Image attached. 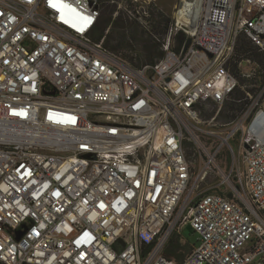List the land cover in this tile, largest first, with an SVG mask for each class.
<instances>
[{"label": "built area", "instance_id": "1", "mask_svg": "<svg viewBox=\"0 0 264 264\" xmlns=\"http://www.w3.org/2000/svg\"><path fill=\"white\" fill-rule=\"evenodd\" d=\"M171 12L163 56L137 67L95 38L99 0H0V264H264V86L226 135L201 118L215 104L218 128L240 86L239 35L264 51V0ZM184 225L196 241L178 260L166 248Z\"/></svg>", "mask_w": 264, "mask_h": 264}, {"label": "rangeland", "instance_id": "2", "mask_svg": "<svg viewBox=\"0 0 264 264\" xmlns=\"http://www.w3.org/2000/svg\"><path fill=\"white\" fill-rule=\"evenodd\" d=\"M141 3H144L145 7H140ZM179 3H180V0H151L150 3H148V2L146 3L144 0H141L139 3H133L130 0L127 2V7H128V9H130V8L133 9V11H132L133 14L129 13L124 8L121 10H123L126 14H128L130 16L131 20L138 22L141 30L147 31V34L144 36H145V38H149L152 40V45L154 44V47H157V46L159 47V45H160V49H162L161 44H162L164 38L166 37V35L168 34L169 29L173 23V17H172L171 11H174L175 6L178 5ZM137 10H140V13H138ZM144 10H146L147 13H145ZM160 13L165 14L167 16V18H169L171 20L169 28L167 30V33L165 32L166 22L161 19L162 16H160ZM140 16H142L143 20L148 21V26H145L143 23H141V19H139ZM115 17L116 16H114V18ZM135 32H136V29H133V31L132 30L127 31L128 41L130 42L129 44L132 46L126 47V48H121L119 52H121L123 54V56H125L127 61L130 62L132 65L140 67V66H143L146 63H148L145 60V58H146L145 56L147 54V51L144 48V43L142 41L143 37L138 36L139 34H136ZM180 32H182V31H179L177 33V35L175 36V41L173 43L174 48H178L182 42L181 37L179 36ZM115 33H116V30L113 27H110L106 30V34H108L109 36L112 35L113 37H116ZM111 43L115 44L116 41H112ZM152 52L155 53V48L152 50ZM243 78H245L246 81L244 83H242L240 81V88L245 92V95H246L245 99H247V101L249 100L247 92H250L254 96L253 99H255L257 93H260V90L263 89L264 73H263V77H262V83L259 81V79H249L247 77H243ZM246 97H248V98H246ZM250 101H251V99H250ZM259 108L264 109V92H263L261 99H260V104H259L258 109ZM214 109L216 110V112H215V114H216L218 112L219 108L213 103L204 106L202 113H201L202 126L206 127V128L216 129V130L220 131L222 135H226V133L223 129L230 128L232 126V124H229V125L227 124L226 126H222V127H220V125L224 124V123H231L232 121H227V119H220V120L216 119V121L218 123V128L210 126L211 123L208 122V120L212 116H208V114H210ZM226 113H230V111L227 110ZM236 120H238V118L233 120V121H236ZM241 134L242 133L238 134V136H236L234 139L232 138L230 140V143L233 145V147L237 151H238V147L240 145ZM186 147H187V154L189 156H194L195 155V147H194L193 141L186 140ZM228 154H229V149L227 147H224L222 149L219 160L223 164V166L225 168H228V171H230L229 169H230L231 163L229 161V158H228V161L226 163ZM197 161H198L197 164L199 165V160H197ZM197 168H199V166H197ZM242 172H243V163L240 161V162H238V164L235 167V171L232 175V179H235L238 181L239 176ZM213 180H214L213 178L208 177L207 180L202 183V188L203 189L208 188L210 186L211 182H213ZM238 187L241 189L240 184ZM176 235L179 238H181L182 242L189 241L191 245H193L196 241V235L193 233V230L189 225H184V227H182V229L180 231H178V230L175 231L173 237ZM171 255H173L176 259L180 260L186 255V253H184L183 250H180L177 252H171Z\"/></svg>", "mask_w": 264, "mask_h": 264}, {"label": "trees", "instance_id": "3", "mask_svg": "<svg viewBox=\"0 0 264 264\" xmlns=\"http://www.w3.org/2000/svg\"><path fill=\"white\" fill-rule=\"evenodd\" d=\"M99 1L102 14L95 32L96 39L99 40L105 37V45L107 46V48L112 52L120 55L123 59H126L125 56H123V54L119 51L121 48L132 46L129 44L130 42L128 41L127 31H133V29H136L135 33L139 34L138 36L143 37L142 41L144 43V48L147 51L145 60L148 63L146 64H154L159 58L163 56L164 51L163 49H160V45L159 47H154V44L152 45V40L149 38H145L144 36L147 34V31L141 30L138 22L131 20L130 16L123 10H119L118 15L114 18V13L118 9L117 1L119 0H116L115 2L113 0ZM160 16H162L161 19L166 22L165 32L167 33L171 20L167 18V16L163 13H160ZM110 27H113L116 30V37L106 34V30ZM179 36L181 37L182 41L185 39V34L183 32H180ZM112 41H116V43L112 44ZM154 48L155 53L152 52ZM247 58L254 60L261 66V73L257 77L251 79H259V81L262 83V77L264 73V51L260 50V48L255 45L245 34H241L238 37L235 46V52L229 67L242 83H244L246 80L242 77L241 70L239 68V62ZM245 96V92L239 86L232 93L231 99L227 100L224 103L220 110V113L217 116V119H227V121H233L237 119L246 108V105L249 103V100L247 101V99H245ZM227 110L230 111V113H226ZM215 112L216 110L214 109L210 114H208V116H213ZM192 248L193 245H191L189 241L182 242L181 238L176 235L169 241V244L166 248V253L169 256L174 257L173 255H171V252L183 250L184 253L187 254L191 251Z\"/></svg>", "mask_w": 264, "mask_h": 264}, {"label": "bare ground", "instance_id": "4", "mask_svg": "<svg viewBox=\"0 0 264 264\" xmlns=\"http://www.w3.org/2000/svg\"><path fill=\"white\" fill-rule=\"evenodd\" d=\"M180 13H184L183 10ZM180 13H179V15H180ZM180 18H184V16H181Z\"/></svg>", "mask_w": 264, "mask_h": 264}, {"label": "water", "instance_id": "5", "mask_svg": "<svg viewBox=\"0 0 264 264\" xmlns=\"http://www.w3.org/2000/svg\"><path fill=\"white\" fill-rule=\"evenodd\" d=\"M189 43V42H188ZM20 237V236H19Z\"/></svg>", "mask_w": 264, "mask_h": 264}]
</instances>
